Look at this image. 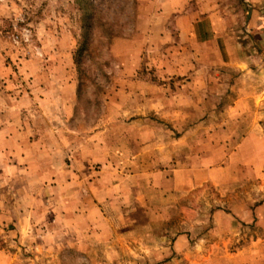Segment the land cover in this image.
<instances>
[{
  "label": "rangeland",
  "instance_id": "1",
  "mask_svg": "<svg viewBox=\"0 0 264 264\" xmlns=\"http://www.w3.org/2000/svg\"><path fill=\"white\" fill-rule=\"evenodd\" d=\"M246 1L256 11L252 27H245L242 0H186L180 7L176 0H0V105L19 101L18 118L27 122L28 138L50 146L56 156V166L40 160L35 172L19 173L18 210L24 222L17 237L0 233V246L16 264L166 263L174 254L155 252L160 245L171 246L170 238L161 243L158 232H188L189 242L197 243L216 228L215 210L235 218L242 200L264 202V190L252 189L250 172L242 176L245 184L228 174L223 187L208 183L178 203L172 198L170 221L155 223V174L168 170L174 143L185 140L174 155L181 161L197 154L204 135L218 139L225 130L246 131L256 113L264 126V61L246 33L264 51V31L257 29L264 27V0ZM188 25L190 31L183 32ZM211 27L220 33L219 45L233 42L232 54L248 57V77L226 65L202 63L203 42L215 36ZM214 73L226 99L230 87L249 88L255 93L250 102H259L260 111L242 113L220 130L203 121L223 111L182 109L186 105L178 91L197 81L203 86L199 76ZM92 182L115 188L118 195L122 185H129V206L121 199L109 208L104 196L92 202L82 191L88 201L76 211L80 199L73 184L84 189ZM133 191L147 193L149 216L140 211ZM109 217L124 223L133 219L122 225L132 238L114 236L121 227L106 225ZM243 226L264 230V223ZM124 243L129 249L123 252Z\"/></svg>",
  "mask_w": 264,
  "mask_h": 264
},
{
  "label": "crops",
  "instance_id": "2",
  "mask_svg": "<svg viewBox=\"0 0 264 264\" xmlns=\"http://www.w3.org/2000/svg\"><path fill=\"white\" fill-rule=\"evenodd\" d=\"M185 3L186 0H176L175 6L180 7ZM250 5L252 14L248 26L250 24L252 27V23L256 22L254 20L256 11L254 4L250 3ZM188 14V18H192V15H194L192 13ZM208 20L209 22L212 21L210 18ZM190 29L191 26L188 25L182 31L188 33ZM213 29L215 28L211 27V30L215 31ZM257 29L260 34L264 31V27ZM218 35L220 33L215 31V36L212 39L204 40V52L206 54L202 56V63L209 68H211V65H226L240 70L242 72L241 78L248 77L247 75L250 73L247 67L248 57L232 54L236 52V45L233 42L225 43L223 40L219 45ZM252 38L254 39V37ZM249 40L252 47L264 61V51L259 47V41L257 42L254 39L258 47L256 49L250 38ZM223 46L226 52L223 51ZM226 48H228V52ZM199 73L195 72V75H200ZM199 79H202L203 86H200V82L197 81L195 85H190L188 88L182 87L178 92L182 97L181 104L186 105L182 109L192 108L195 110L224 112L223 115H220L221 118L204 119L203 125H214L223 130L222 128L228 122L239 118L242 113L260 111L261 104L259 102L254 104L250 102L253 98L252 96L255 95L251 89L230 87L228 90L230 94L228 98L230 99H226L224 96L227 90L223 92L222 86L218 84V74L214 73L213 76L203 74L202 77L199 76ZM207 79H209L208 82ZM212 81L214 84L210 86ZM256 94L259 95V93ZM15 102L13 104L0 105V233L3 234L4 238L17 237V230L24 222V219L20 218L18 210L20 171H26V174L35 172V163L40 160L46 161L48 165L56 166L55 152L52 153L50 146L35 144L34 141L28 138V124L18 118L19 101ZM217 121L219 123H216ZM260 121L259 113H256L249 120L251 124L246 125V131L240 132L237 129L233 131L225 130L226 136H218V139H215L214 135L202 136L198 141L201 145L197 149V154L194 156L190 154V156L181 161L174 155H176L178 150L176 148L177 144L179 145L185 140L174 143L176 147L170 150L171 165H167V163L165 166H168V170L166 171L164 168L163 171H158L155 174L157 176L154 182L156 187H158L155 191L158 197V205H156L157 210L155 212L156 225L166 224L172 218L173 211L169 208L173 207L170 204L172 198L173 201L177 202L187 197L192 190L208 183L213 184L215 187H223L226 184L225 181H227L228 174L235 175V181L244 183L245 177L242 179V176L250 172L252 174V189L254 188L253 190L256 191L264 190V126L259 123ZM172 145L171 147H173ZM230 146L231 148H229ZM167 176L168 181L165 180ZM73 185H75V193L79 195L78 199H80V204L77 205L76 211L77 208H80V205H83V201H88L90 198L94 202L96 196H104L103 199L106 205H109V208L121 199L126 203V206H129L128 202L132 199V190L129 185L126 186L127 189L122 185V195H118L115 188L101 187L95 182L83 185L84 189L81 186L77 188V184ZM50 186L48 185L47 189L53 191V187ZM63 186V189L67 190L68 188L71 189L72 184H64ZM82 191H85V196H88V199L84 198ZM133 192L136 193L139 205H141L140 211L147 214L148 208H146L145 203L146 199H148L147 193L143 191ZM27 197L29 198L28 194ZM237 207L240 208L235 212V218L225 213L222 209L215 210L212 218L217 225L216 228L199 237L197 243L189 242L192 236L188 232L174 234L158 232L155 238L161 243L170 238L168 244L171 246L164 247L160 245L159 248H156L157 251L155 253L158 255L174 254L170 262L160 264H264V230L256 227V229L248 231L243 226L244 224L252 225L253 223L258 226V224L264 223V202L260 204V202L256 203L253 199L249 201L242 200ZM79 212H81L80 216H76L81 219L84 214L82 209ZM92 213H96L94 208ZM147 215L149 216V214ZM233 220L236 225H232ZM104 221L106 225L107 223L112 225L115 222L117 223L115 227H121L119 230H114V236L118 239L127 240L132 238V234L128 230H124L122 225L125 224L127 227L128 224L134 222L133 219H129L124 223L120 220L115 221L114 217H109L108 219L104 218ZM105 233L107 234V232ZM126 249H129V247L124 243L122 251L124 252ZM140 249L147 251L146 246H142ZM16 263L18 262L13 254L0 246V264Z\"/></svg>",
  "mask_w": 264,
  "mask_h": 264
},
{
  "label": "water",
  "instance_id": "3",
  "mask_svg": "<svg viewBox=\"0 0 264 264\" xmlns=\"http://www.w3.org/2000/svg\"><path fill=\"white\" fill-rule=\"evenodd\" d=\"M242 1H244V3L247 6V16H246V21H245V27H247L248 26V23H249V19H250L251 14H252V7H251L250 3H248L246 0H242ZM247 35L251 39L252 44L254 45V47L256 49H258V47H257L256 43L254 42V39L252 38V36L248 32H247Z\"/></svg>",
  "mask_w": 264,
  "mask_h": 264
}]
</instances>
